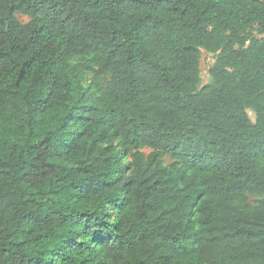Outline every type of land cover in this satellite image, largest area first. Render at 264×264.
I'll return each instance as SVG.
<instances>
[{
	"label": "trees",
	"instance_id": "trees-1",
	"mask_svg": "<svg viewBox=\"0 0 264 264\" xmlns=\"http://www.w3.org/2000/svg\"><path fill=\"white\" fill-rule=\"evenodd\" d=\"M0 264H264V0H0Z\"/></svg>",
	"mask_w": 264,
	"mask_h": 264
},
{
	"label": "clouds",
	"instance_id": "clouds-1",
	"mask_svg": "<svg viewBox=\"0 0 264 264\" xmlns=\"http://www.w3.org/2000/svg\"><path fill=\"white\" fill-rule=\"evenodd\" d=\"M116 191L115 186H107L103 189L94 192V195H88L85 197L83 202L81 201H69L68 204L65 206L67 211H73L76 208L80 210H89L94 213H101L111 211V207L109 203L106 201V197H109L112 193ZM131 206H129L130 210ZM121 215H127V212L122 213Z\"/></svg>",
	"mask_w": 264,
	"mask_h": 264
},
{
	"label": "rangeland",
	"instance_id": "rangeland-1",
	"mask_svg": "<svg viewBox=\"0 0 264 264\" xmlns=\"http://www.w3.org/2000/svg\"><path fill=\"white\" fill-rule=\"evenodd\" d=\"M16 17L18 18L19 21L21 22H26L29 20L28 16L22 14V13H16ZM212 56H205V59H204V67H203V80H205L208 75L205 73L206 70L208 69V67L210 66L211 62H212ZM248 113H249V116L250 118L252 119L253 118V113L251 110H248ZM144 153H148L149 149L148 148H144L143 149ZM165 162H168L169 161V158L165 157L164 159Z\"/></svg>",
	"mask_w": 264,
	"mask_h": 264
}]
</instances>
